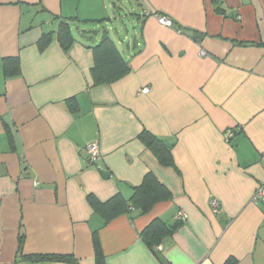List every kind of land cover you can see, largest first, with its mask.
<instances>
[{
    "label": "crops",
    "instance_id": "crops-1",
    "mask_svg": "<svg viewBox=\"0 0 264 264\" xmlns=\"http://www.w3.org/2000/svg\"><path fill=\"white\" fill-rule=\"evenodd\" d=\"M62 18L74 22L69 50L56 37ZM45 31L55 33L41 50ZM105 32L130 70L95 84L92 47ZM7 58L19 74L5 75ZM144 130L171 143L174 166ZM148 172L173 198L104 224L88 194L128 199ZM261 184L264 0H0V264H97L95 231L106 264H264ZM156 218L182 222L158 254L141 238Z\"/></svg>",
    "mask_w": 264,
    "mask_h": 264
},
{
    "label": "trees",
    "instance_id": "trees-1",
    "mask_svg": "<svg viewBox=\"0 0 264 264\" xmlns=\"http://www.w3.org/2000/svg\"><path fill=\"white\" fill-rule=\"evenodd\" d=\"M73 23L74 22L70 19L62 18L56 31V37L65 50H69L71 45L75 42L72 28ZM54 33L53 31H45L42 33L38 41L41 50L49 46ZM92 48L95 57L92 76L95 84L112 82L122 77L130 70L128 61L122 56L114 41L106 32L102 36L101 41ZM3 68L6 76L19 74V59H5ZM140 139L151 151H153L161 164L165 166L175 165L171 148L168 147L162 139L148 130H144L140 134ZM87 197L94 211L101 214L104 218V224H107L115 217L124 213H131L133 210H138L140 214H146L151 211L158 202L172 199L173 194L152 172H148L141 184L133 188L132 194L128 199L121 193H117L106 201L99 200L94 194H88ZM180 227H182V222L180 221L169 226L162 219L156 218L141 232V238L156 254H158V245L161 243L163 237L173 234ZM23 241L24 235H21L20 250L22 249ZM94 242L97 264H106L97 231L94 232ZM27 257L36 261H70L73 259L72 256L63 254H36ZM236 263L237 260L235 258H229L225 264Z\"/></svg>",
    "mask_w": 264,
    "mask_h": 264
},
{
    "label": "built area",
    "instance_id": "built-area-1",
    "mask_svg": "<svg viewBox=\"0 0 264 264\" xmlns=\"http://www.w3.org/2000/svg\"><path fill=\"white\" fill-rule=\"evenodd\" d=\"M158 16V20L161 22V24L165 25V26H173V20L167 16L164 15H159ZM206 51L202 50L201 51V55H205ZM150 87H145L143 88L142 92L144 93H149L150 92ZM233 135V131H227L226 133V138L229 140L230 137H232ZM88 153H89V159L92 163L96 162L101 155V150L100 147L97 143H92L90 145H88ZM253 200L255 202H264V184H261L260 186H258V188L256 189L254 196H253ZM214 207H219V202L216 200L213 202ZM178 217L182 220H185L187 218V215L185 212H180Z\"/></svg>",
    "mask_w": 264,
    "mask_h": 264
},
{
    "label": "rangeland",
    "instance_id": "rangeland-1",
    "mask_svg": "<svg viewBox=\"0 0 264 264\" xmlns=\"http://www.w3.org/2000/svg\"><path fill=\"white\" fill-rule=\"evenodd\" d=\"M125 4H124V6H122L123 8H122V12H123V19H124V21H125V26H127V28H129V20L130 19H132L131 18V16H130V14L128 13V11H127V9H126V7H128L130 4L127 2H124ZM106 4H107V2H106ZM107 12L109 13V14H111L112 13V9L110 8V6L107 4ZM126 14H128V16H126ZM80 23V22H79ZM78 23V24H79ZM82 24V23H81ZM95 26H97L96 24H93V23H90V24H88V27L89 28H92V27H95ZM103 26H100L99 25V27L98 28H102ZM107 28H109L110 29V32L112 33V34H114L115 33V31H114V29L113 28H110V25L107 27ZM125 32V30L123 31V33Z\"/></svg>",
    "mask_w": 264,
    "mask_h": 264
},
{
    "label": "water",
    "instance_id": "water-1",
    "mask_svg": "<svg viewBox=\"0 0 264 264\" xmlns=\"http://www.w3.org/2000/svg\"><path fill=\"white\" fill-rule=\"evenodd\" d=\"M164 143H165V144H166L168 147H170V146H171V143H169V142H167V141H166V142H164ZM105 173H106V172L104 171V172H103V174H105ZM106 175H107V174H106Z\"/></svg>",
    "mask_w": 264,
    "mask_h": 264
}]
</instances>
